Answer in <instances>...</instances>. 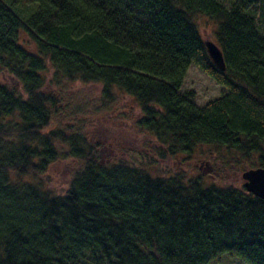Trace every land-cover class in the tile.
<instances>
[{"label": "trees", "instance_id": "1", "mask_svg": "<svg viewBox=\"0 0 264 264\" xmlns=\"http://www.w3.org/2000/svg\"><path fill=\"white\" fill-rule=\"evenodd\" d=\"M261 9L264 0H0V264H264V200L221 184L218 169L183 168L211 154L203 147L223 152V170L264 168ZM200 17L216 24L223 72ZM190 66L226 94L197 106L181 92ZM48 73L55 87L100 86L87 115L75 109L81 121L69 112L60 123L68 107L45 93ZM168 160L181 168H159ZM60 161L69 179L57 190L46 175Z\"/></svg>", "mask_w": 264, "mask_h": 264}, {"label": "rangeland", "instance_id": "2", "mask_svg": "<svg viewBox=\"0 0 264 264\" xmlns=\"http://www.w3.org/2000/svg\"><path fill=\"white\" fill-rule=\"evenodd\" d=\"M236 0H219V2L227 9L231 7V5ZM262 14L260 15V19H258V25L260 28V31L264 33V9L259 10ZM199 31L201 34V37L203 41H211L216 43L214 38V32L216 31V24L206 18V17H200L197 21ZM26 42V40H24ZM45 76V93H53L58 94L60 98L63 100V105L68 107L66 111L64 112V117L61 119L62 125H67V114L69 112H72V114H77L76 118L70 117L68 119L69 123H76L78 120H82L83 114L77 112L75 109L77 107L83 108L85 113H87L86 107L89 105L94 104L100 95V86L99 85H81L79 83L73 84V85H63L61 87H55L52 83H50L51 75L44 74ZM3 79V78H2ZM187 91H193L195 93V100L194 103L201 107L205 105L206 103L218 99L220 96L226 94V91L223 87L217 85L210 77L204 75L200 70H198L194 66H190L187 70L183 86L181 88V92H187ZM121 104L118 105V107H121L123 104L127 105L131 103L129 102V99L127 97L121 99ZM118 109V108H117ZM127 109V107H126ZM89 113V112H88ZM87 115V114H86ZM76 119V120H75ZM86 116V120H87ZM92 122L95 118H91ZM59 124V123H58ZM99 124L94 125V127H98ZM121 135L125 137V139H129V133L126 128L121 127ZM109 131L112 134H116V130H111V127H108ZM95 137L94 135H92ZM96 138V137H95ZM204 152L211 153L209 155L205 154V156L195 155L193 157V163H186L187 167H183L188 172H192L193 174H210L214 173L215 169H218L217 172H220L221 174L218 176L219 181L221 184L226 185H232V186H240L243 185L244 181L242 180L241 174L242 172L237 170H230L225 169L223 170L220 168L222 164H220L223 160L222 158L225 157L223 155V152H216L215 149H208L206 147H203ZM198 153V152H197ZM199 154V153H198ZM103 158L105 159L106 156L103 155ZM222 160V161H221ZM221 161V162H220ZM224 162V161H223ZM226 163V162H225ZM159 168L165 170V171H174L177 168H181L180 165L176 162H173L171 160L164 161L159 163ZM222 175V176H221ZM47 178L49 180L50 187L54 189L59 188H67L68 179H69V168L68 164L66 162L60 161L55 163L51 168L49 169L47 173ZM221 176V177H220ZM209 264H246L244 261L239 259L235 256H229V255H223L217 258L215 261H212Z\"/></svg>", "mask_w": 264, "mask_h": 264}, {"label": "water", "instance_id": "3", "mask_svg": "<svg viewBox=\"0 0 264 264\" xmlns=\"http://www.w3.org/2000/svg\"><path fill=\"white\" fill-rule=\"evenodd\" d=\"M206 53L212 65L219 71H225L223 54L216 43L203 41ZM245 191L264 200V168L247 169L241 174Z\"/></svg>", "mask_w": 264, "mask_h": 264}, {"label": "bare ground", "instance_id": "4", "mask_svg": "<svg viewBox=\"0 0 264 264\" xmlns=\"http://www.w3.org/2000/svg\"><path fill=\"white\" fill-rule=\"evenodd\" d=\"M244 172V171H243Z\"/></svg>", "mask_w": 264, "mask_h": 264}]
</instances>
